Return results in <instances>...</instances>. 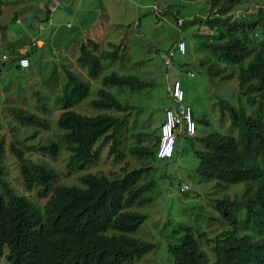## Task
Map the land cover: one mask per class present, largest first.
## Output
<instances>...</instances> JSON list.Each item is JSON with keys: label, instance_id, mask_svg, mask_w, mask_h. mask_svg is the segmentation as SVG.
Masks as SVG:
<instances>
[{"label": "trees", "instance_id": "obj_1", "mask_svg": "<svg viewBox=\"0 0 264 264\" xmlns=\"http://www.w3.org/2000/svg\"><path fill=\"white\" fill-rule=\"evenodd\" d=\"M14 1L0 0V5L9 3L3 9L4 18L18 19L26 27L21 29L20 46L15 48L9 42L7 48L16 51L17 57L22 54L29 57L23 45L39 34L42 21L36 24L35 19L43 15V20H48L50 11L45 4L49 0H25L18 7L13 6ZM240 1L223 0L217 9L204 17H192L191 21L206 25V31L197 37L199 47L205 51L203 55L237 67L238 87L251 107L247 108L240 99L236 103L226 96L219 97V113L228 118L236 133L216 128L199 131L197 124L207 126L210 121L193 113L195 133L179 135L174 148L176 154L192 151L199 160L196 171L203 177L214 178L218 184L245 182L240 196L225 194L214 199L221 220L231 227L207 238L213 252L211 264H264V5L256 13L244 9L233 12L234 5ZM5 20L1 23L3 28L7 27ZM182 22L181 19L179 23ZM31 27L35 30L28 31ZM120 47L116 44L112 49L100 48L98 41L88 38V42L80 44L76 60L90 78H95L104 70L105 59L122 58ZM174 51L175 48L165 63L175 61L180 70L188 72L191 61H182L174 56ZM17 57L0 61V66L11 62L15 68L23 69ZM199 64L206 65L208 75L228 78L234 74L233 71L222 73L223 67L214 62L206 64L203 58ZM66 76L57 121L70 151L68 168L84 167L96 157L94 147L100 137L109 142L115 157L122 155L124 118L112 111L87 115L74 110L72 106L88 94L90 83L71 69H66ZM101 81L98 96L91 104L115 111H125L132 105L109 87L140 91L152 84L136 73H120L115 69L101 75ZM258 96L261 100L256 103ZM10 111L29 125H48L46 117L27 108L11 107ZM158 140L159 135L155 134L129 146V152L139 157L143 165L123 166L122 172L115 174L88 172L79 176V183L73 184L60 182L53 167L29 159L20 146L12 144L23 184L38 188L39 196L48 197L45 203L37 204L27 194L15 191L3 176L0 160V256L4 255L11 264H129L153 248L154 242L135 237L131 232L145 217L133 206L151 199L143 192L155 181L141 183L140 179L151 167L148 160L157 158ZM40 146L52 156L58 150L57 142L52 139ZM241 208H245L246 214L240 219L237 212ZM180 228L185 230L180 240L168 245L171 264H209L199 241L205 232L195 234L188 226Z\"/></svg>", "mask_w": 264, "mask_h": 264}, {"label": "rangeland", "instance_id": "obj_2", "mask_svg": "<svg viewBox=\"0 0 264 264\" xmlns=\"http://www.w3.org/2000/svg\"><path fill=\"white\" fill-rule=\"evenodd\" d=\"M24 1L15 0L13 6H22ZM222 2L223 0L215 3L213 0H80L76 10H70L69 4L62 3L50 13L48 20H43V15L35 19L36 24L38 20L42 21L39 34L32 42L23 45L29 46V65L23 69L15 68L11 62L0 66V160L3 164V176L9 185L15 191L27 194L37 204L45 203L48 197L39 196L38 188H27L23 184L18 161L11 149L12 144L20 146L29 159L53 167L58 172V180L65 184L79 183V176L88 172L115 174L122 172L123 166L129 168L143 165L139 157L129 152L128 148L155 134L160 136L161 124L165 119L164 107L171 103L166 93V83L172 82L175 77L182 83L185 102L192 106L194 116H204L210 121L207 126L197 124L199 131L216 128L236 133V128L229 125L228 118L219 113L217 100L226 96L236 103L240 99L247 108L251 107L238 87L237 67L223 65L213 61L212 57L203 55L205 51L199 47L197 37L199 33L206 31V25L191 21L192 17H204ZM8 4L0 5V54L12 53L7 48L9 42L15 48L20 46L18 41L23 40L21 29L26 27L18 19L5 20L3 9ZM262 5L264 0H242L234 5L233 12L244 9L256 13ZM179 18L183 20L181 24L178 22ZM4 20L7 24L5 28L1 26ZM34 27L27 30H35ZM88 38L98 41L100 48L112 49L120 44L119 53L123 54L122 58L114 61L105 59L104 70L95 78H90L85 67L76 60L80 44L88 42ZM180 38L186 42V51L181 53L176 47L174 56L182 61H191L190 70L193 75L184 69L180 70L175 61L167 65L165 60L168 58L161 54L175 47ZM201 58L206 64L214 62L223 67L222 73L233 71L234 74L228 78L220 74L209 76L206 65L199 64ZM66 69H71L90 83L88 94L72 106L74 110L87 115L112 111L124 118L120 146L122 155L115 157L110 151L109 142L100 137L94 147L96 157L84 167L68 168L70 151L62 135L63 129L57 121L67 81ZM112 69L120 73H136L152 82L140 91L109 87L120 99L132 105V108L125 111L99 109L91 104V100L98 96L97 89L102 85L101 75ZM259 100L258 96L256 103ZM18 106L46 117L47 127L29 125L16 119L10 108ZM51 139L57 142L58 150L54 156L40 146ZM148 161L151 167L140 182L153 179L155 183L143 192L151 199L133 206V209L144 213L145 217L131 234L152 241L155 246L129 264H171L172 256L168 245L180 240L185 232L181 226L190 227L195 234L205 232L204 236L199 237V241L208 256V263L211 264L213 252L207 238L231 227L221 220L214 199L225 194L240 196L245 182L218 184L214 178L201 176L196 171L198 157L192 151L177 154L173 152L171 157H157ZM184 184L188 185L186 189L182 188ZM245 214V208L237 212L240 219ZM242 232L239 228V233ZM0 264L11 263L1 255Z\"/></svg>", "mask_w": 264, "mask_h": 264}, {"label": "built area", "instance_id": "obj_3", "mask_svg": "<svg viewBox=\"0 0 264 264\" xmlns=\"http://www.w3.org/2000/svg\"><path fill=\"white\" fill-rule=\"evenodd\" d=\"M59 5H61V0H52V2L48 4V7L53 11ZM178 22H181V18H179ZM34 44L35 43L33 42V45ZM176 47L178 50H180V52H185V40L179 39L175 43V47L167 51V55L165 57L168 58V60L170 54ZM23 50L28 51L29 46L23 47ZM12 56L17 57V52H2L0 54V61L7 60ZM17 63L20 67L25 68L30 63L29 57L26 54H22L17 57ZM188 73L193 75V71L191 70H189ZM166 93L170 98L171 103L164 107L165 119L161 124L160 136L156 148V155L158 158H167L173 154L176 140L179 135L194 134L196 131V122L193 117V108L189 103L185 102V91L182 87L180 79L176 78L172 82H167ZM187 187V184L182 186L184 189Z\"/></svg>", "mask_w": 264, "mask_h": 264}, {"label": "crops", "instance_id": "obj_4", "mask_svg": "<svg viewBox=\"0 0 264 264\" xmlns=\"http://www.w3.org/2000/svg\"><path fill=\"white\" fill-rule=\"evenodd\" d=\"M79 1H80V0H61V5H62V3H63V5H64L65 3H67V4L70 5V6L68 7L70 10H76ZM50 2H52V0H49V1L47 2V7H48V4H49ZM61 5H59V6H61ZM73 5H75L76 7H75V8H72ZM48 9H49V11H50V13H51L52 10H51L49 7H48ZM36 47H37V46H36Z\"/></svg>", "mask_w": 264, "mask_h": 264}, {"label": "water", "instance_id": "obj_5", "mask_svg": "<svg viewBox=\"0 0 264 264\" xmlns=\"http://www.w3.org/2000/svg\"><path fill=\"white\" fill-rule=\"evenodd\" d=\"M161 54L164 56V55H167V51H163L161 52Z\"/></svg>", "mask_w": 264, "mask_h": 264}]
</instances>
